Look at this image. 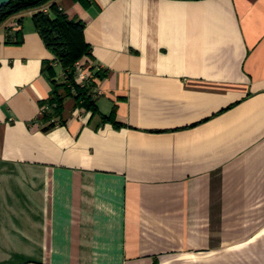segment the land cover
<instances>
[{
	"label": "crops",
	"instance_id": "crops-1",
	"mask_svg": "<svg viewBox=\"0 0 264 264\" xmlns=\"http://www.w3.org/2000/svg\"><path fill=\"white\" fill-rule=\"evenodd\" d=\"M54 3L98 113L68 97L44 131L62 69L34 10L0 25V264H264V0Z\"/></svg>",
	"mask_w": 264,
	"mask_h": 264
},
{
	"label": "trees",
	"instance_id": "trees-1",
	"mask_svg": "<svg viewBox=\"0 0 264 264\" xmlns=\"http://www.w3.org/2000/svg\"><path fill=\"white\" fill-rule=\"evenodd\" d=\"M45 6L47 7L46 11H44ZM28 10H34L31 15L34 28L64 74V77L59 80L52 79L51 94L39 103L42 110L38 119L43 123L42 129L47 131L62 122L63 104L68 97L73 98L76 104L86 111H90L92 115L98 113L94 89L96 81L103 78L104 71L97 70L94 65H91L90 45L84 38L83 22L78 18H70L58 8L54 0H11L0 6V25L9 17ZM21 23L22 18H19L17 20L19 27H16L12 32H6L5 45L19 46L22 44ZM76 61H80L92 71L90 78L83 84L78 83L74 78V63ZM47 69L50 76H53L51 68ZM100 116L102 122H109L115 128L122 126L114 119L113 111L108 116Z\"/></svg>",
	"mask_w": 264,
	"mask_h": 264
},
{
	"label": "built area",
	"instance_id": "built-area-1",
	"mask_svg": "<svg viewBox=\"0 0 264 264\" xmlns=\"http://www.w3.org/2000/svg\"><path fill=\"white\" fill-rule=\"evenodd\" d=\"M44 11H46V9H44ZM91 73L92 71H90L89 68L85 67L80 61H76L74 63V78L78 83H85L88 78H90ZM62 77H64V74H62ZM95 91L96 89H94V92Z\"/></svg>",
	"mask_w": 264,
	"mask_h": 264
},
{
	"label": "water",
	"instance_id": "water-1",
	"mask_svg": "<svg viewBox=\"0 0 264 264\" xmlns=\"http://www.w3.org/2000/svg\"><path fill=\"white\" fill-rule=\"evenodd\" d=\"M11 0H0V6L9 3Z\"/></svg>",
	"mask_w": 264,
	"mask_h": 264
}]
</instances>
